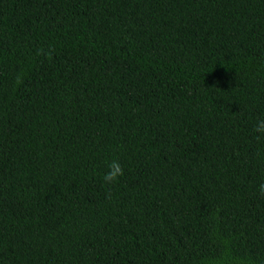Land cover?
Returning a JSON list of instances; mask_svg holds the SVG:
<instances>
[{
	"label": "trees",
	"instance_id": "trees-1",
	"mask_svg": "<svg viewBox=\"0 0 264 264\" xmlns=\"http://www.w3.org/2000/svg\"><path fill=\"white\" fill-rule=\"evenodd\" d=\"M260 119L264 0H0V264H264Z\"/></svg>",
	"mask_w": 264,
	"mask_h": 264
},
{
	"label": "clouds",
	"instance_id": "clouds-1",
	"mask_svg": "<svg viewBox=\"0 0 264 264\" xmlns=\"http://www.w3.org/2000/svg\"><path fill=\"white\" fill-rule=\"evenodd\" d=\"M254 131L264 135V119H260L254 125ZM124 174V169L118 160H113L108 164V171L104 174V181L111 184ZM259 193L264 196V183L259 185Z\"/></svg>",
	"mask_w": 264,
	"mask_h": 264
}]
</instances>
